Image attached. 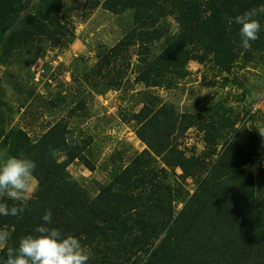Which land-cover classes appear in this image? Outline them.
<instances>
[{
	"label": "trees",
	"instance_id": "16d2710c",
	"mask_svg": "<svg viewBox=\"0 0 264 264\" xmlns=\"http://www.w3.org/2000/svg\"><path fill=\"white\" fill-rule=\"evenodd\" d=\"M32 1L0 0V61L12 53H23L34 60L44 53L38 43L41 37L58 45L67 34L59 17L62 0ZM228 1L194 0L175 12L167 10L160 0H104L101 6L112 13L131 9L129 20L132 17L137 23L131 24H138L140 30L137 33L133 29L110 51L101 49L92 69L76 67L75 73L93 89L96 81L103 84L100 93L127 91L129 80L112 63L131 45V39L143 36L145 44L154 46L157 52L151 61L139 65L136 80L147 87L175 88L173 76H185L187 61L196 58L201 62L204 58L194 53L198 47L214 48L219 69L228 71L238 57L235 46L242 49L238 26L230 23L236 11ZM236 1L239 5L240 0ZM246 1L247 9L239 12L258 8L259 0ZM93 4L97 6L99 0H93ZM259 4L264 5V0ZM174 12L177 33L157 27ZM260 20L264 27V16ZM256 50H264V36L252 44L247 56L255 59ZM124 54L120 60L125 59ZM148 89L140 92L139 101L135 100L142 106L132 117L136 137L151 153L144 149L129 157L123 168L114 165L109 180L98 182L95 193L68 169L75 161L90 171L96 168L93 149L97 144L91 147L92 136L80 137L82 127H70L69 120L61 116L33 139L22 128H8L9 109L0 98V151L30 158L37 165L34 197L24 205V213L0 216V230L6 228L10 233L8 246L16 247L21 238L34 234V229L43 224L42 216L51 212L53 222L49 227L79 238L84 246H94L96 255H91L90 264H124V259H131V264H264V206L256 197L253 176V164L260 157L257 136L251 133L250 145L242 150L227 135L233 130L234 120L222 116L221 103L202 109L194 117L189 112L177 113L171 103L159 104ZM77 95L80 114L75 113V117L79 120L87 118L83 116L86 99L84 94ZM57 98L51 100L55 106ZM246 117L253 118L250 113ZM213 121L216 128H211ZM192 125L204 132L208 149L218 155L210 164L198 156H185L177 146V140ZM118 158L122 161L120 153ZM177 168L181 171L179 178L195 181V190L187 198L179 183H168ZM7 202L10 206L13 203ZM6 261L7 250L1 248L0 262Z\"/></svg>",
	"mask_w": 264,
	"mask_h": 264
},
{
	"label": "rangeland",
	"instance_id": "374dc122",
	"mask_svg": "<svg viewBox=\"0 0 264 264\" xmlns=\"http://www.w3.org/2000/svg\"><path fill=\"white\" fill-rule=\"evenodd\" d=\"M36 1L33 0L32 3ZM103 1L99 0V4L94 6L93 0H62L59 17L68 32L62 37L60 44L55 45L50 39L41 37L38 43L42 45L44 53L38 58L32 60V56L12 53L8 59L0 61V98L6 109H9L8 128H22L36 139L56 124L61 116L69 120L72 128L79 124L84 131L80 137L89 134L93 141L91 147L97 144L93 149L96 154V168L90 171L83 163L75 161L68 169L75 179L95 193L98 191V182L109 180L114 165L123 168L128 164L129 157L144 149L151 153L148 146L136 137L134 129L136 125L132 117L142 106V103H135V100L139 101L141 91L149 88L148 93L156 96L159 104L171 103L177 113L189 112L194 117L199 116L202 109L221 103L222 116L234 120L233 130L227 135L235 139L242 150H246L250 145L248 137L251 133L257 136V152L260 153V157H256L253 164V176L256 197L260 205L264 206V50H260L261 53L256 50V58L250 59V56H247L248 51L239 49V45H236L238 57L227 71L220 70L215 62L214 48L204 50L198 47L194 53L204 58L201 62L196 58L187 61L185 76L183 78L173 76L175 88L147 87L136 78L139 65H143V61H151L157 54L156 48L146 45L144 36L141 39L134 37L127 50L122 52L125 53V59L120 60L122 55L120 54L112 63L113 68L124 71V79L129 80V88L125 92L117 89L100 93L99 89L103 84L96 81V88L93 89L81 76L76 75V67L92 69L100 57V51L103 49L105 52L110 51L124 36H129L133 29L138 33L141 27L138 24H131L137 23L134 20L132 22V17L131 22L129 20L133 14L131 9L112 13L101 6ZM191 1L194 0H160V4L167 7V10L176 12L183 5L189 7L190 3L193 4ZM230 1L232 3L228 2L232 9L236 11L230 19L231 23L235 14L239 15L242 13L239 11L247 9L248 2L240 0L237 5L238 1ZM259 2L260 0L257 2L258 7L264 6ZM175 12L159 22L157 27L177 33L179 24L173 17ZM262 36L264 27L259 38ZM256 43L257 40L252 42L254 45ZM245 59L249 60L244 61ZM78 92L80 96L83 94L85 96L83 116L87 117L79 120L75 117V113L80 114L79 102L76 101ZM55 97H58L56 106L51 103ZM248 113L253 118L246 117ZM211 128H216L214 121ZM177 146L185 156L204 158L208 164L212 162L211 158L218 156L212 149H208L204 132L199 131L196 125L186 129L183 136L177 140ZM119 153L122 161L118 158ZM156 160L161 167L164 166L160 158L157 157ZM174 173V176L170 177L172 182H167L179 183L182 193L187 198L195 190V181L190 178L186 180L179 178L178 175L181 174L179 168L175 169ZM33 185L35 188V179ZM33 192L30 193L28 201L34 197ZM180 207L181 203H178L177 208ZM3 230L8 231L6 228ZM96 245H99V249H104L101 242ZM84 247L90 257L96 255L94 246ZM98 255L101 256L100 253ZM124 260H122L124 264H131V259Z\"/></svg>",
	"mask_w": 264,
	"mask_h": 264
},
{
	"label": "clouds",
	"instance_id": "9594fccd",
	"mask_svg": "<svg viewBox=\"0 0 264 264\" xmlns=\"http://www.w3.org/2000/svg\"><path fill=\"white\" fill-rule=\"evenodd\" d=\"M264 6L236 15L231 23L238 26L240 46L248 50L259 39L262 29L260 17ZM34 160L10 156L0 151V216L16 217L24 213L26 202L35 188ZM7 201L13 202L12 205ZM43 224L34 229V234L21 238L16 247L8 246L10 233L0 230V247L7 250L6 264H89L90 254L79 238L65 234L52 224V213L42 216ZM4 264V262H0Z\"/></svg>",
	"mask_w": 264,
	"mask_h": 264
}]
</instances>
